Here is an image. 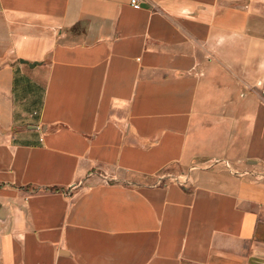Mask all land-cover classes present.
<instances>
[{
  "label": "crops",
  "instance_id": "obj_1",
  "mask_svg": "<svg viewBox=\"0 0 264 264\" xmlns=\"http://www.w3.org/2000/svg\"><path fill=\"white\" fill-rule=\"evenodd\" d=\"M130 2L0 0V264H264L255 0Z\"/></svg>",
  "mask_w": 264,
  "mask_h": 264
},
{
  "label": "rangeland",
  "instance_id": "obj_2",
  "mask_svg": "<svg viewBox=\"0 0 264 264\" xmlns=\"http://www.w3.org/2000/svg\"><path fill=\"white\" fill-rule=\"evenodd\" d=\"M253 0H250V2H252ZM255 8L253 10H255V15L257 17L258 20H264V0H255ZM41 103V94L39 96V99L35 98L34 102H33V106H35L34 109H32V111H35L34 116H37V114L39 113V106Z\"/></svg>",
  "mask_w": 264,
  "mask_h": 264
},
{
  "label": "built area",
  "instance_id": "obj_3",
  "mask_svg": "<svg viewBox=\"0 0 264 264\" xmlns=\"http://www.w3.org/2000/svg\"><path fill=\"white\" fill-rule=\"evenodd\" d=\"M131 6L135 9H139L141 7L140 0H131Z\"/></svg>",
  "mask_w": 264,
  "mask_h": 264
},
{
  "label": "water",
  "instance_id": "obj_4",
  "mask_svg": "<svg viewBox=\"0 0 264 264\" xmlns=\"http://www.w3.org/2000/svg\"><path fill=\"white\" fill-rule=\"evenodd\" d=\"M34 128H36V127H34Z\"/></svg>",
  "mask_w": 264,
  "mask_h": 264
}]
</instances>
